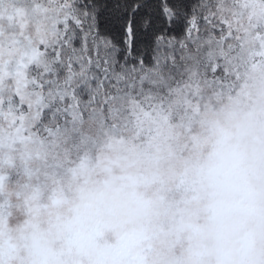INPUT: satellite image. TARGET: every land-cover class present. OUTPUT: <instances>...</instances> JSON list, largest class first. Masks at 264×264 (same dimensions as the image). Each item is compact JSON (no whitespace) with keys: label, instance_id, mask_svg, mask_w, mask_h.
<instances>
[{"label":"snow or ice","instance_id":"obj_1","mask_svg":"<svg viewBox=\"0 0 264 264\" xmlns=\"http://www.w3.org/2000/svg\"><path fill=\"white\" fill-rule=\"evenodd\" d=\"M0 264H264V0H0Z\"/></svg>","mask_w":264,"mask_h":264},{"label":"clouds","instance_id":"obj_2","mask_svg":"<svg viewBox=\"0 0 264 264\" xmlns=\"http://www.w3.org/2000/svg\"><path fill=\"white\" fill-rule=\"evenodd\" d=\"M41 219L46 221L47 218L46 217H42Z\"/></svg>","mask_w":264,"mask_h":264}]
</instances>
